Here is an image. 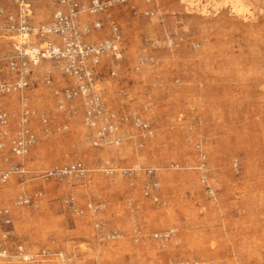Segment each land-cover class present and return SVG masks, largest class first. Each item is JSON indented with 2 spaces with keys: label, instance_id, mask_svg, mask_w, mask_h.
<instances>
[{
  "label": "rangeland",
  "instance_id": "1",
  "mask_svg": "<svg viewBox=\"0 0 264 264\" xmlns=\"http://www.w3.org/2000/svg\"><path fill=\"white\" fill-rule=\"evenodd\" d=\"M100 1L77 18L86 44L119 35L96 97H65L74 79L44 59L0 95V169L24 170L0 190V264H264V0ZM54 6L33 0L32 24ZM0 9L3 25L15 0ZM21 36L0 31L2 84ZM25 109L35 141L17 156Z\"/></svg>",
  "mask_w": 264,
  "mask_h": 264
},
{
  "label": "built area",
  "instance_id": "2",
  "mask_svg": "<svg viewBox=\"0 0 264 264\" xmlns=\"http://www.w3.org/2000/svg\"><path fill=\"white\" fill-rule=\"evenodd\" d=\"M54 12L52 21L33 25V0H15V13H6L4 24L0 25V31H16L19 35L34 37V42L15 44L14 56L6 58L7 65L11 71L17 74L16 79L9 83L0 82V95L4 92L19 91L29 83L28 74L30 73L27 63H38L41 59L56 61L60 65L61 71L74 79L75 85L63 90V95L70 98L75 95L96 97L94 93L95 79L93 77V66L99 61V55L105 47H111L119 41L116 27L112 31V38L97 43V45L86 44L78 31L80 28L88 32V27H82L77 22L79 14L88 11L91 14L103 12L111 2L105 3L100 0H92L90 4L81 3L79 0H52ZM2 9H0V12ZM94 27H100L99 22L94 23ZM55 39L56 41H54ZM115 46V45H114ZM25 58L28 61H25ZM31 64V63H30ZM31 111H22L19 122V129L16 132L14 141L11 144L12 153L23 156L27 153L28 146L35 141L34 135L26 126ZM7 117L5 113H0V127L5 128ZM6 129V128H5ZM1 130L6 135L7 130ZM0 147L3 144L0 143ZM69 171H74L78 175L84 174V168L79 163L71 165ZM20 174L24 170L16 165L6 169H0V190L9 180L11 173ZM28 199H23L22 203H27ZM11 223L9 211L0 208V224L8 225ZM4 252L0 251V255ZM28 256L25 259L28 260Z\"/></svg>",
  "mask_w": 264,
  "mask_h": 264
},
{
  "label": "bare ground",
  "instance_id": "3",
  "mask_svg": "<svg viewBox=\"0 0 264 264\" xmlns=\"http://www.w3.org/2000/svg\"><path fill=\"white\" fill-rule=\"evenodd\" d=\"M22 37V36H21Z\"/></svg>",
  "mask_w": 264,
  "mask_h": 264
}]
</instances>
